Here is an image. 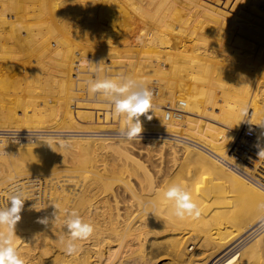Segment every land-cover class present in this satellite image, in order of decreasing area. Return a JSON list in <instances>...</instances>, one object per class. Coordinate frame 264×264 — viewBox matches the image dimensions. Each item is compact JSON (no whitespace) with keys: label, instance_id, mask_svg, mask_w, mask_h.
<instances>
[{"label":"rangeland","instance_id":"374dc122","mask_svg":"<svg viewBox=\"0 0 264 264\" xmlns=\"http://www.w3.org/2000/svg\"><path fill=\"white\" fill-rule=\"evenodd\" d=\"M134 1H135V3H134ZM175 1L178 5L175 3ZM186 1L189 2L190 0H174V1L171 0V2H170V0H156V2H157L156 5H154L152 7L150 6L151 7V9H150V7H148V5L146 4L145 0L144 1L143 0H140V1L139 0H128V1H126V0H107V2L103 3L102 5L96 6V7H99L98 12H97L96 7L93 6L94 10L93 9L91 10L92 6H90V7L87 6V8L90 9V11H91V12H89V10L86 8V3L82 2L84 4V7L81 8L82 11L76 12L75 10H72L70 13L68 12L69 14L62 12V15L58 18L52 17V19L49 21L50 26L52 25L51 27H54V28H51L52 33L51 32L47 33V31H43V33L41 34V37L39 39L41 41L38 40L39 43L41 42L39 45H33L32 42H34V41H31V39L28 37V34L25 35L24 33H22L21 26H20V20H19L20 18L17 19L18 17H20V14L15 13V12H14L15 14H13V12L11 13L12 15L10 14L11 16H13L16 19L15 20L16 22L13 23V21H12L9 25H8V23L3 24V25L0 24V35L3 36L0 40V43H2V44L6 43L8 48L13 47L15 49V50L14 49L10 50L13 52L7 51L6 53L0 54V63H1L0 71L2 72V73L0 72V76L6 78V79L5 78L2 79V81L0 79V83H2L4 81V83L0 84L1 85L0 86V122L2 123V124L0 123V125L4 126V127L2 126L3 129H8L10 131H13V130L20 131L19 134H15V135L4 134V135L0 136V140H2L4 142L3 143L4 145L7 144V146H8L9 143L12 145V146H10V144H9V147H11V148H8V149H6L7 147L5 148L4 146L0 145L1 146L0 149L4 147L0 151V156H1L0 157V170L1 169L6 170V171H8L9 169L12 170L13 166H14L15 169H17L19 171L22 170V171L26 172V170H27V172H30L32 170V167H29V164L26 163V161L24 160V157H22L23 155L21 153L20 154L22 156L19 154V152L12 149L13 146L19 147L22 143H23L22 145H24V144L35 145L38 143H42V144L48 143L45 141H48V139H49L48 137L50 136L51 138L54 139V141L52 140L53 142L51 141V143L55 142V145L53 144L52 147L51 146H48V147H50L49 149L53 148L52 151L54 150L53 151L54 153L53 152L52 153L54 155H53V157H51L52 154L50 155L51 162L49 161L50 159H47V158H46V160L44 159L42 161L44 166H45V164H48V166L46 165V167L58 168V169H61V166H62V168L65 166L64 168H66L70 171L76 170L77 172L79 171L80 173L82 171L83 173H85V175L88 174V173L86 174V171H89L90 175L89 174L88 175L91 177H93L94 173H95V176L93 178L95 180H98V181H96L97 182V189L95 191H97L96 194L98 192L100 193V195L97 194L98 195L97 197L99 199L96 197V200H102V199L105 201L110 200L113 196L111 193L114 194V192H117L116 194H114V196L112 198L113 201L115 200L114 203H113L112 199H111L112 203L110 201H107V205L111 209H109L108 207L107 208L110 210L111 213L109 214V210L104 211L105 213L107 212L106 216H105V214H102V217H100V220H102L101 218H103V217L106 218L103 220L104 223L103 222L101 223L100 220H99L100 223H97L98 228L101 227V228H99L100 231H102L104 233V237H103L102 236L103 233L100 232V234L102 236V237L100 236V239L102 238L101 239L102 243L99 244V247L101 246L100 247V251H101L102 250L101 248L103 246V250L100 252L101 254L99 253L100 260H101V262H99V264H118V262L121 261V259H124V260L129 259L133 264H179L178 260L175 261L176 260L175 255H173L174 246L172 244H174L173 239L175 238L174 237L175 234H174V231L171 230V227H174V229H175L178 225L183 224L184 222L183 221L179 222L180 221L179 219H177L176 217H174L170 214V210L167 209V207L170 208V201L168 204V201H166L164 196L161 195L162 193L160 194V196H162L164 199L159 197L156 199V201H154L155 199L153 201H151L153 205H150L151 202L149 204L148 203L144 204L146 202V198H147V196L145 195L146 194L145 189H143L145 185L141 186L142 184H145V183H143L144 177L147 179V174H148V177L151 178V180L155 183H157V182L160 183L161 181H163L165 185L163 184V182H161L162 184L160 183L161 185H163L165 187L164 188L163 186H161L163 192H165L167 187H169L173 182L181 183V184L186 183V185L191 184L190 187H192V189H191L192 191L190 190V192L192 193L193 196H194L196 190H198V188L200 189L203 186L200 189V190H202V189L206 188V185H208V187H209V185H211L208 182H206L207 177H206L205 172L209 168L207 163L205 162V165H204V162L202 163V161H200L195 154H189L190 157H188L189 155H186L187 152L184 151V147H185V149L186 148L189 149V148H193V147H191L190 145H186L185 143H182V142H178V141L174 142L173 140H170L168 138H163L164 136L165 137H167V136L174 137L173 133L180 126L179 122L186 123V125L184 127L185 128L188 127L187 117L185 116L186 112H183V111H186V108L182 109L180 107V101L183 98H184L185 104L187 106H190V103L193 105V106L192 105L191 106H192V108L194 107V109H196V110H194L196 114L197 113L202 114V115L197 114V115H200L202 118L201 117L199 118V116L195 117V116H191V115L189 116V118H191L193 120H198L199 121L198 122L199 130L201 132H206L205 133L206 135L204 133H202L205 136V137L203 136V138H205L206 140H208V138H209V133L207 131L208 127H206V125H205V124H207V126L209 125V122H207L208 118L206 116V114L208 115L209 110L207 109L208 107H206L207 104L206 103L204 104L203 102L208 101V97H209L208 95L211 92V90H209L208 88L206 89L205 83H202V82L205 80L207 75L210 76V74L203 72V74L199 73L200 74V76H199V74H194V73L196 71L202 72V71L208 70L210 68L211 64L203 63L202 65H198V66L194 67L195 69L189 71V65L190 64L189 63L187 64V62H186L188 60L186 58V55L184 54V52L175 49L176 48L175 46L177 45V43L180 45L181 48H184L182 44H184V46H187L188 45L187 42L189 44L190 43L193 44L196 41L195 38L189 34V31L187 29H185V28L182 29V27H181V25L182 26L185 25L184 27H187L186 24L188 25V23L181 24V23H178L179 21H177V23H175L176 20H179V18L185 19L186 21L188 19L192 18L191 15H193V14H192V12H190L193 10V7L191 6V1L194 2L195 0H191L189 2L190 5ZM166 2L168 3V5ZM141 3L142 4L145 3V4L142 5ZM137 4H139V6ZM123 5H126V6H123ZM35 6H37V5H35ZM117 6H119V7H117ZM127 6H129V8ZM147 7L149 8V10ZM163 7L165 9H163ZM190 7H191V9H190ZM174 8H176V9H174ZM186 8H189L188 11H186L187 10ZM118 9H120V10L122 9V10L120 11ZM170 9H171V11H170ZM86 10H88V11H86ZM164 10H167L166 11L167 13H165ZM158 11H160V12H158ZM161 11H164V12L161 13ZM168 11L170 12V14ZM73 12H74V14H73ZM145 12H147L146 15H145ZM174 12H176V13H174ZM92 13H93V15H92ZM100 14H101V16H100ZM159 14H161V15L163 14L162 17L165 16V18H166L165 19V18L160 17L161 18V24L163 23L162 25H165V23H167L166 27L168 26V28H167L168 34H164V35H166L167 39L169 40V42H170L171 46H173V48H169L166 45L164 46L162 44L160 45L159 44L160 42H158V41H156L157 43H155L156 45L159 44V45H157V46H160V47H158V49H155L156 46H155V48H153V47H151V44L149 45V42L147 40L149 37H153V41H155V39H157L159 36H163V33H164L163 30H160V31L158 30L157 33H155V30H154V27L157 25L156 23H158V21H159V16H160ZM171 14L175 18L171 17L172 16ZM174 14H176V15H174ZM178 14H180V16ZM185 14H187V15L189 14L188 16L186 15L187 18L185 16ZM75 15H76V18H75ZM166 15H167V17H166ZM156 16L158 19L156 18ZM53 19H55V20H53ZM202 19L203 18H200V20H202ZM155 20H158V21L155 23ZM162 20H164V21L166 20V21L162 22ZM52 21L53 22L55 21L54 22L55 26H53ZM170 21H171V23H170ZM50 22H52V23H50ZM103 22H105V23L103 24ZM72 23H74V24H72ZM207 23H208V21H207ZM161 24H159V26ZM151 25H153V26H151ZM171 25H176V26L174 27ZM169 26H170V28H169ZM192 26H194V25H192ZM56 27H57V29H59L58 30L59 32L56 31L57 30ZM90 27H91V29H90ZM92 27H94V28H92ZM130 27H132V28H130ZM143 27H145V28H143ZM163 27L165 28V26H163ZM171 27L176 28V30L178 28L179 32H181L183 30L184 32L182 31V34L180 33V36H182V37L178 38L175 33L170 31L172 29ZM138 28H142L143 33H136V30ZM13 30H15V33ZM77 30H79V32ZM89 30H90V32H89ZM145 30H146V33H145ZM8 34H9V36H7ZM62 35H64V36L62 37ZM16 36H18V37H16ZM12 37H14L13 40H12ZM27 37H28V39H27ZM56 39L57 40L61 39V40H60V42H58ZM218 39H221V37H219ZM53 41L56 42V45H54L53 47L49 46V45H53L55 43V42L53 43ZM66 42H67V44H66ZM79 42H81V43H79ZM122 42H124V43H122ZM129 42H130V44H134V45H130L129 47L125 46V45H128ZM209 42H211L210 45H212V41L207 40V42L206 41L204 42L205 44L203 43L204 47L205 46L208 47ZM28 43L31 46H29ZM206 43H208V44H206ZM44 44H47V45H44ZM45 46H46V48H45ZM152 46H153V42H152ZM40 48L42 51L40 50ZM155 50L161 51L162 54H165L168 56V64L166 65V68H168V69L166 71H165V69H162L163 67L159 64L160 63L159 59L155 58V54H156ZM165 50H167L168 52L166 53ZM163 51H164V53H163ZM152 52H154V54H152ZM3 57L5 60L3 59ZM18 62H20V64ZM157 63H158V65H157ZM18 66H19V68H18ZM183 67H187L188 69L186 68L187 70H185ZM1 69L5 72L4 75H3V71ZM163 71H165L166 73L169 71L168 73L170 74V75H168V77H169L168 81H170V82H168V85L170 84L169 85V87H170L169 95L171 93L170 97L166 93H164L165 94L164 95L163 92L161 91L162 90L161 85H163L162 79L165 78L163 76ZM193 74H194V76H193ZM204 74H207V75H204ZM7 75H8V77H7ZM121 75L132 77L133 79L141 82L142 86H145L152 91V100L153 101H151V109L146 114L140 116L143 131L140 133L139 138H137L138 140H128L122 134V131H124L126 129V118L125 117H120V118L115 117V115L112 113L111 105L108 102L110 97L105 96L102 92L96 93L94 95H89L88 90H87V86H88L89 81L101 80V79H104L106 77L116 78L117 76H121ZM201 76L204 77V79H202ZM2 77H0V78H2ZM196 77L197 78L199 77V80L201 78L203 81L201 80L202 81L201 83H199L200 81H198V80L195 81L196 79L193 81L192 78H196ZM222 81H224V82H221V81L218 82L219 85L216 83L217 85H215V86H218V87H216V88L214 87L215 90H214V92L212 91L214 97H215V95H217L218 97L220 96V95H218V94H220V91H221L220 89H221V87L223 88L225 86V80H222ZM195 82L197 83V85L200 84V86L198 87ZM9 84H10V86H9ZM203 85H204V87H203ZM160 87H161V90H160ZM218 88H220V89H218ZM137 90H139V89L133 88L130 91H137ZM158 90L162 92V94L159 95L160 97L158 96V92H159ZM205 90H206V92L203 93L204 94L203 98L205 100L202 98V100H204V101L201 102L200 101L201 100L200 95H201V92L202 91L204 92ZM197 91H198L199 96L196 95ZM192 92L193 93L196 92V93L193 95V94H191ZM187 94L189 96L191 94L192 97L190 96L191 97L190 98ZM121 98H123V97H121ZM157 101H158V103H157ZM198 101H200L204 106L200 102L198 103ZM211 102L212 101H210L209 103H211ZM196 103L198 105H196ZM154 104H156V105H154ZM174 106H176V108H179V109L174 108ZM204 108L207 109L206 110L207 112L204 111L205 110ZM181 110H183V111H181ZM199 111H201V112H199ZM149 116H151V119H148ZM205 116H206V118H204ZM205 119H206V122H205ZM28 130L38 131L39 133H42V132L43 133H49V135L48 134H31V135L28 134V135H26L25 133ZM186 133H187L186 135H188V136H186V137H188L187 139L193 140V138H192L193 135L191 134V136H190V134H188L189 132H186ZM45 135L47 136L48 139L46 138ZM53 135L55 138L53 137ZM67 136H69V137H67ZM143 136H145V137L147 136V138L145 139V138H143ZM151 139H153V141L151 143H149V141ZM162 140H165V142L167 141L166 144L170 143V141H173L175 145L180 144L181 146L176 145L177 146L176 150H177L178 154L171 151L167 146L161 147L162 144L160 142H162ZM119 141H121V142H119ZM61 142H62V144H61ZM86 142H87V144H86ZM122 142H124V144ZM59 143L61 146L59 145ZM96 143H98V144H96ZM120 143L123 145L126 144L125 145L126 146L125 151H126V153H128V157H130V158L126 159L125 156L123 155L125 153V151L123 149H121V150L118 149L117 146L120 145ZM72 144H73V146H71ZM129 144H131V145H129ZM136 145H137V147H136ZM113 146H116V147H113ZM54 147H57V150L60 147H61V149H59L58 152H56L57 150ZM127 149H129V150H127ZM8 150L10 152H13V155H11ZM182 150L184 151L183 152L184 154H182ZM190 150H192V149H190ZM80 151L81 152L84 151V152H82L83 154H81ZM119 151L121 153H123V154L118 153L119 155H121L120 157L116 153ZM193 151H197V152L201 153L199 150H197L195 148H193ZM1 152H2V155H1ZM50 152H51V150H50ZM15 153L16 154L18 153V155H20V156L16 155ZM56 153H59V155L61 157ZM131 153H132V155H131ZM55 154L57 155V157L55 156ZM69 154H73L74 156L73 155L71 156ZM89 154H90V157H89ZM107 154H109V155H107ZM4 155H6L7 157L10 156L11 159H9L10 157H8V159H7V157H4ZM192 155H194V156H192ZM14 156H16V158H17L16 161L14 159ZM54 156H55V158H54ZM21 157L23 159H21ZM70 157L71 158L74 157L73 160L75 159L74 160L75 162L78 161V163L79 162H80V164L82 163L81 164L82 167H79L80 164H78V163L70 162V159H71ZM75 157L76 158L78 157L79 159H76ZM58 158H59L60 162L57 161ZM62 158L64 160L63 163H61V161H63ZM117 158H119V160ZM207 158H209L213 161L212 158H210V157H207ZM5 159H6V161H5ZM18 159L20 161L21 160L22 161L24 160V161L19 162ZM66 159H68V160H66ZM7 160H9L11 164ZM52 160H53V162H52ZM54 160H56L58 163L56 161L54 162ZM128 160H129V162H128ZM44 161H47V163H45ZM66 161H67V163H66ZM169 161H170V163H169ZM5 162H8V163H5ZM3 163H5V166ZM74 163H75V166H74ZM55 164H57V165H55ZM68 164L69 165L71 164L73 166L70 165V168H68V166H69ZM91 164L93 167L90 166ZM8 165L10 166V168H8L9 167ZM53 165L56 167H54ZM86 165L89 167H87ZM190 165H191V167H190ZM22 166H24L26 168H24ZM90 167H91V169H90ZM19 168H21V169H19ZM86 168H88V169H86ZM184 168H185V170H184ZM28 169H30V170H28ZM176 169H177V171H176ZM191 169H193L192 172L189 171ZM144 170H145V172H144ZM92 171H93V173H92ZM204 174H205V176H204ZM143 175H144V177L142 178L141 176H143ZM140 177H141V180H137ZM163 177H165V178H163ZM157 178L159 179V181ZM127 179H129V180H127ZM146 179L144 182H146ZM136 180L140 183L139 184L140 186L137 184L138 182ZM166 180H168V181H166ZM202 180H204V181L206 180V181L204 182ZM125 182L127 184H124ZM168 182H169V184H167ZM198 183H200V184H198ZM124 185L125 186L127 185L128 188L125 187ZM136 185L138 188L136 187ZM104 186H106V187L104 188ZM98 187H99V189H98ZM124 187L126 190L128 189V192L130 191L129 190L130 187H132L131 191L134 189V192L136 194H139L138 196H140V198H142V199L144 198L143 201L141 199L139 200V197L136 196V194H134L136 197L134 195H132L134 192L131 193V191H130L128 193L124 189ZM195 187H198V188H195ZM140 188L142 189L141 191L143 192V194L140 191ZM194 189H195V191H194ZM208 189L209 188H207V190ZM107 190L110 192L112 191V192L108 193ZM207 190L204 189V191H207ZM209 190L212 191L211 189H209ZM230 190L228 188L229 193L226 190H225L226 192L224 191L225 194H227L226 198H224V196H225L224 193H222L223 195L221 194L222 195L221 196L220 193L216 192V195L218 193L217 196L220 195L219 198L217 197L218 199L214 197V196H216L215 191H212V192L209 191L208 195H210L211 193H213V194H211L212 196H208L209 199L207 198L208 200H206L205 203H206L207 208L209 206L210 209L209 208L208 209H209L210 213L207 212L206 214H203V215L201 214V216L199 218H195V222L196 221L197 222L196 223L194 222V223L200 225L201 227H205V228L207 226H210V229H212L214 226H216L214 224L218 220V218L214 217L215 216L214 214H216L215 211L218 210V213H220L222 211L221 215H223V216H218V217H219V220L222 217H224V218L221 219V221H219L218 223L219 224L221 223L223 227L225 226L224 228L222 227L223 230L221 231L223 233V235H225V236L227 234L229 235V232L233 231L234 225L238 224V221L240 220L239 217L242 218L244 216L245 213L243 211L248 210L247 208L244 209L245 207H248L247 205L245 206V203H244L245 200L244 199L241 201L237 200L238 198L242 199L240 197L241 194L238 193L240 196H238V198H237L236 193L234 192L235 194H233V192H230ZM199 193H201V194L199 195ZM105 194H107V195H105ZM117 194H118V199H116ZM163 195H164V193H163ZM195 195H197V198H198L202 195V192L199 191ZM104 196H106V198ZM221 197H223L225 199V201L223 200V198L221 199ZM107 198H109V199H107ZM132 198H135V199H132ZM150 198L152 199L153 197H150ZM232 198L234 199V201ZM214 199H216V202ZM136 200H137V202H136ZM229 200H230V202H229ZM116 201H117V203H116ZM242 201H244L243 202L244 206H243ZM154 202H156V204ZM220 202H222V204H224V205L220 204ZM226 202H229V203L234 202V203L227 205ZM239 202L242 203V205ZM162 204H164V205H162ZM105 205H106V203H105ZM111 205H114V206H111ZM137 205H141V206L138 207ZM146 205H148V206H146ZM166 205H167V207H166ZM152 206H154V207H152ZM159 206L161 207V209H160V210H162L161 212L166 214V215H164L162 213L163 214L162 217H164V219H167V220L169 218H170V220H174V221H172V223L163 224V226H161L162 224L161 225H157V224L151 225L147 222L146 219L148 218V215L150 213L151 214L149 216H151V215L153 216V214L154 215L157 214L158 211L156 209L157 208L159 209L160 208ZM222 206H224V207H222ZM100 207H102V206L100 205ZM113 207H114V209H113ZM241 207H243V208H241ZM107 208H105V210ZM212 208L215 210H213L211 212ZM164 209L167 210V212ZM111 210H114L113 212H115V213H112ZM232 210H233V212H232ZM125 211H127V212H125ZM136 211H137V213H136ZM213 212H214V214H213ZM114 214L116 216L115 218L113 217ZM139 214H141V215H139ZM209 214H213L214 216L213 215L212 216L214 218H210L211 215H209ZM134 215L136 218H134ZM109 217H112V219H109ZM141 218H142V220H141ZM215 219H217V220H215ZM232 219H235L234 221L235 222L237 221V222L236 223L233 222ZM105 220H107V221L105 222ZM122 220H123V222H122ZM125 220H127V221H125ZM205 220H207V221H205ZM214 220H215V222H213ZM222 220L224 223L222 222ZM231 220H232V222H231ZM109 221H111V222H109ZM129 221H131V222H129ZM140 222H141V224H140ZM174 222H176V223H174ZM125 223H126V225H125ZM218 223L216 222L217 225H218ZM232 223L234 225H232ZM98 224L99 225L105 224L106 227L104 225V229H103L102 228L103 225L99 226ZM108 224H113V225H108ZM137 224H139L140 226ZM144 224H145V226H144ZM171 224H173V226ZM186 224H190V225L192 224L191 218L189 219V222ZM107 226L108 227L110 226L109 227L110 229ZM140 227L142 228L141 230L143 232L139 229ZM136 228H137V230H136ZM162 228H165L166 230L170 229L169 233L164 232L165 234H167V236L164 233H163L164 237L162 234H160L162 231ZM207 228H209V227H207ZM138 229L141 231V233L138 232ZM147 229L151 230V231H149V236L144 233V232H146V233L148 232ZM153 229H154V231H152ZM158 229H161V231L157 232ZM165 229H163V230H165ZM109 230H111V232ZM125 230H127V231H125ZM225 230H226V233L224 234ZM107 231L110 232L111 236H109V232L107 233ZM112 231H114L113 233H115V235L114 234L112 235ZM106 233H107L108 237H106L107 236ZM157 233H159V234H157ZM257 233H259V234H255L256 236L254 235L255 237L253 236V238L249 240L248 245L246 244V247L249 245H252V243H254L257 239L258 240L260 239V241L258 242L259 244L257 243L259 247L256 245L257 251H258L257 254L260 256L262 255V258H263L262 260L264 263V251H263L264 250V228L261 229ZM152 234H154V235H152ZM138 235L139 236L141 235V237L142 236L143 237L141 238ZM156 235H159V236L157 237ZM144 236H146V238ZM168 236H169V238H168ZM105 237H106V240L108 239L109 241H104ZM109 237H110V239H109ZM261 237H262V239H261ZM103 238H104V240H103ZM136 238L140 241L139 243H138ZM110 241H112V242H110ZM261 242H263V243L261 244ZM103 243L107 247H109L110 250L113 252L109 253L108 248H106ZM108 243L110 245H107ZM170 248H172V249H170ZM185 251L188 255H193L196 252V243L195 242L186 243L185 244ZM261 252H262V254H261ZM86 256L84 257L85 259L88 256L92 257L91 254H89L87 257ZM173 256L175 258H173ZM32 257L33 256H31V257L29 256V258L28 257L25 258L28 260V261L26 260L27 263L30 264L29 260L31 261V259H32L31 264H40V263L43 264L44 261H45L44 264H46V261H47L46 258H48V257L44 256L45 260H40V259L36 258L35 256H34V258H32ZM82 259L80 258V260H82ZM118 259H119V261H118ZM120 264H124V262H121Z\"/></svg>","mask_w":264,"mask_h":264},{"label":"bare ground","instance_id":"6f19581e","mask_svg":"<svg viewBox=\"0 0 264 264\" xmlns=\"http://www.w3.org/2000/svg\"><path fill=\"white\" fill-rule=\"evenodd\" d=\"M126 1H128V0H126ZM172 1H174V0H172ZM82 2L86 3V8H87V6L88 7L92 6L91 10L92 9L94 10V7L102 5L103 3L107 2V0H0V24L3 25V24L8 23V25H9L12 21L14 23V22H16L15 21L16 19L13 16H11L12 15L11 13L13 12V14H15V13L20 14V17H18L17 19L20 18L19 20H20V26H21L22 33H24L25 35L28 34V37L31 39V41H34V42H32L33 45H39L41 42L39 43L38 40L40 39L43 31H47V33H50L51 28H54V27H51L52 25L50 26V24H49V21L52 19V17L58 18L62 15V12H65L67 14L68 12L70 13L72 10H75L76 12L82 11L81 8L84 7V4ZM145 2L148 5V7H150V6L152 7V6L156 5V3H157L156 0H145ZM170 2H171V0H170ZM189 2H187V3H189ZM194 2L191 1V6L193 7V10L190 12H192L193 15H191V14L190 15L192 18L188 19L187 21L185 19L179 18V20H176L175 23H177V21H179L178 23H181V24L188 23V25L186 24L187 27H184L185 25L184 26L181 25V27H182V29L185 28L189 31V34L195 38L196 43L194 42L193 44L192 43L189 44L186 41L189 46L188 45L184 46V44H182L184 48H181L180 45L177 43V45L175 46L176 47L175 49L184 52V54L186 55V58L188 59L186 62H187V64L188 63L190 64L189 65V71L195 69L194 67H196L198 65H202L203 63L211 64V66L208 70L202 71V72L196 71L194 73V74H199V73L203 74V72H204V73L210 74V76H208L207 74H204V75H207V77L205 78L204 81L202 80V79H204V77H202L203 75L201 76L202 79L200 78V80H199V77L198 78L197 77L192 78L193 81L195 79H196L195 81H197V80L200 81L199 83H201L203 81L202 83H205L206 89L208 88L209 90H211V92L208 95L209 97H208L207 102H203L205 100L203 98V95H204L203 93H205L206 90L204 92L202 91L201 95H200L201 96L200 101L203 102L204 104L206 103L207 104L206 107H208L207 109L209 110L208 115L206 114V116L208 118L207 122H209V125L207 126V124H205L206 127H208L207 131L209 133V138H208V140L203 138L204 135L202 133L205 134L206 132H201L199 130V127H198L199 121L189 118L190 115L195 116V117L199 116V118L201 117L200 115H197V114H201V113H197V114L195 113L194 110H196V109H194V107L192 108L193 105L191 103H190V106H187V107H181L180 106L182 109L186 108V111H183V110H181V111L186 112L185 116L187 117L188 127H186V128L184 127L186 125V123L179 122L180 126L173 133L174 137H172V136L165 137L164 136L163 138H168L170 140H173L174 142L175 141L182 142V143H185L186 145H190L191 147L199 150L201 153H199L197 151H193V148H189V149L186 148L185 149V147H184V151L187 152L186 155L195 154L198 157V159L200 161H202V163L204 162V165L206 162L208 167H209L208 169L206 168L207 170L205 173H206L207 181L206 180L205 181L211 185H209V187H208V185H206V188H204V189L207 190V188H209L212 191H215V195H216V192L220 193V195L222 193H224V195H225L224 198H226L227 194H225V192L226 191L228 192V188H229V190L230 189L232 190V191L230 190V192H233V194L236 193L237 198H238V196H240L239 194H241L240 197L242 199L238 198L237 200L241 201L244 199L245 202L242 201V203L244 202L245 206L246 205L248 206V207H245L244 209L247 208L248 210H245V211L242 210L245 213V214L243 213L244 216L242 218L239 217L240 220L237 218L239 220L237 225L236 224L234 225L232 223V225H234V227L232 226L234 229L232 232L231 231L229 232V235L227 234L228 236L223 235V233L221 232L225 226L223 227L221 223L220 224L218 223L219 221H221V219L224 218V217H222L219 220V217H218V216H223V215H221L222 211L220 213H218V210H217V211H215L216 214H214V212H213V214L215 216L213 214H209L211 216L213 215L214 217L218 218V220L215 219V220H217L216 222L218 223V225L216 224V222L214 220L213 222H215L214 225H216V226H214L212 229H210V226H207L209 228H207V227L205 228V227H201L198 224H195L197 222V221L195 222V218H191V220H192L191 225L186 224L189 222L190 218L180 220L179 222L183 221L184 223L178 225L175 229H174V227H171V230H173L174 234H175L174 235L175 238L173 239L174 244H172L174 246L173 255H175V257H176L175 261L178 260L179 264H258V263L264 264L263 260H262L263 259L262 255L260 256L257 254L258 253L257 246L259 244L258 242L260 241V239L259 240L257 239L255 242L253 241L254 243H252V245H249L246 247V244L248 245L249 240L252 239L255 234H259L257 232H259L261 229L264 228V157L258 156V152L260 150V147H264V137L261 136V133L264 132V128H262L260 125V124H264V0H195ZM134 3H135V1H134ZM168 3H167V5H168ZM175 3H176V1H175ZM143 4H145V3H143ZM35 5H37V6H35ZM137 5L139 6V4H137ZM189 5H190V3H189ZM123 6H126V5H123ZM117 7H119V6H117ZM127 7L129 8V6H127ZM151 7H150V9H151ZM96 8H97V12H98L99 7H96ZM163 9H165V8L163 7ZM171 9H170V11H171ZM174 9H176V8H174ZM186 9H187L186 11H188L189 8H186ZM190 9H191V7H190ZM88 10H89V12H91L90 9H88ZM88 10H86V11H88ZM118 10H120V9H118ZM148 10H149V8H148ZM167 10H164L165 13H167L166 12ZM164 11H161V13H163ZM158 12H160V11H158ZM174 13H176V12H174ZM73 14H74V12H73ZM146 14H147V12H145V15ZM169 14H170V12H169ZM92 15H93V13H92ZM159 15H160L159 16L160 22L158 20H155V23L158 21V23L161 24V18L160 17H162L163 14L162 15L159 14ZM167 15H166V17H167ZM174 15H176V14H174ZM178 15L180 16V14H178ZM186 15L187 14H185V16ZM100 16H101V14H100ZM157 16H156V18H157ZM187 16H186V18H187ZM171 17H174V16L172 15ZM75 18H76V15H75ZM162 18H165V16H163ZM200 18H203V19L200 20ZM53 20H55V19H53ZM163 21L164 20H162V22ZM207 21H208V23H207ZM52 22H50V23H52ZM54 22H53V26H55ZM104 23L105 22H103V24ZM158 23H156L157 25L154 27L155 33H157L158 30L159 31L163 30L164 31L163 36H159L157 39H155V41H153V37H149L147 39L149 42V45L151 44V47H153V48H155V46H156L155 49H158V47H160V46H157L159 44L160 45L162 44L164 46L166 45L169 48H173V46H171L169 40L167 39L166 35H164V34H168V32H167L168 26L166 27L167 23H165V25H162L163 24L162 23L160 26ZM170 23H171V21H170ZM72 24H74V23H72ZM192 25H194V26H192ZM151 26H153V25H151ZM163 26H165V28ZM171 26L175 27L176 25H171ZM92 28H94V27H92ZM130 28H132V27H130ZM143 28H145V27H143ZM169 28H170V26H169ZM171 28L172 29L171 30L169 29V30L172 31L173 33H175L178 38L182 37V36H180V33L182 34L183 30L182 31L180 30L181 32H179L178 28H177V30H176V28H173V27H171ZM56 29H57V27H56ZM90 29H91V27H90ZM58 30L59 29H57L56 31H58ZM146 30H145V33H146ZM13 31L15 33V30H13ZM77 31L79 32V30H77ZM89 32H90V30H89ZM136 33H143V29L138 28L136 30ZM7 36H9V34ZM63 36L64 35H62V37ZM2 37L3 36L0 35V40ZM14 37H12V40ZM16 37H18V36H16ZM28 37H27V39H28ZM219 37H221V39H218ZM206 39L209 41H212V45H210L211 42H209V46L204 47L203 43L205 41L207 42ZM60 40H57V41L60 42ZM39 41H41V40H39ZM156 41H158L160 43L156 45L155 44V43H157ZM54 42L55 41H53V43ZM152 42H153V46H152ZM79 43H81V42H79ZM122 43H124V42H122ZM5 44L0 43V54L6 53L7 51L14 49L13 47L8 48L7 44L6 45ZM66 44H67V42H66ZM206 44H208V43H206ZM44 45H47V44H44ZM54 45H56V42L53 45H49V46L53 47ZM130 45H134V44H130V42H129V44L125 45V46L129 47ZM29 46H31V45L29 44ZM45 48H46V46H45ZM40 50H41V48H40ZM165 51H166V53L168 52L167 50H165ZM10 52H13V51H10ZM155 53H156L155 58L159 59V62H160L159 64L163 67L162 69H165V71H166L168 69V68H166V65L168 64V56L165 54H162L161 51L155 50ZM163 53H164V51H163ZM152 54H154V52H152ZM3 59H4V57H3ZM18 63L20 64V62H18ZM0 65H1V63H0ZM157 65H158V63H157ZM18 68H19V66H18ZM183 68L185 70L188 69L187 67H183ZM165 71H163V76L165 78L162 79L163 85H161L162 90H161V87H160V90L163 92V94L166 93L170 97V95H171V93L169 95V92H170L169 85L170 84L168 85V82H170V81H168V79H169L168 75H170V74L168 73L169 71L167 73ZM4 73L5 72L3 71V75H4ZM194 74H193V76H194ZM199 76H200V74H199ZM0 77H2V76H0ZM7 77H8V75H7ZM4 78L5 77L0 78L1 81ZM222 80H225V86L223 88L221 87V89L218 88L221 90L220 94H218L220 96L218 97L217 95H215V97H214L213 92H214L215 88L218 87L215 85H217L219 81L224 82ZM2 83H4V81ZM2 83H0V84H2ZM196 85H197V83H196ZM9 86H10V84H9ZM197 86L199 87L200 84ZM203 87H204V85H203ZM161 91L158 92V96L160 94H162ZM193 92L191 94L194 95L196 92L195 93H193ZM191 94H190V96H191ZM196 95H198V91H197ZM202 98L204 100H202ZM209 100L212 102L209 103L210 102ZM151 101H153V100H151ZM181 101H183L185 103L184 98ZM181 101H180V104H181ZM200 101H198V103ZM157 103H158V101H157ZM156 104H154V105H156ZM196 105H198V104L196 103ZM241 107H246L248 109L247 115L244 117H242L240 115ZM174 108H176V106H174ZM176 109H179V108H176ZM207 109H205L204 111H206ZM199 112H201V111H199ZM206 116L204 118H206ZM205 122H206V119H205ZM2 126L0 125V136L4 135V134L15 135V134L20 133V131H15V130L10 131L8 129H3ZM186 132H189L188 134H190V136H191V134L193 135V137H192L193 140L187 139L188 137H186V136H188V135H186L187 134ZM25 134L26 135H28V134H30V135L31 134H48L49 135V133H43V132L39 133L38 131H31V130H28ZM53 137H54V135H53ZM67 137H69V136H67ZM46 138H47V136H46ZM48 138H47L48 141H45L48 143H43V144L38 143L35 145H31V144L22 145L23 144L22 143L19 147L13 146L12 149L19 152V154L21 153L23 156L21 154L20 155L22 157H24V160L26 161V163L29 164V167H32V170L30 172H27V170H26V172H24L22 170L19 171V170L15 169L14 166H13V169L11 168L12 170H10V169L8 171L2 170V169H1L2 171L0 170V207H4L8 203H10V202H8V199H9L10 194L14 191H22L24 198H26L24 201L22 212L20 213L21 219H20V221L17 222V224L15 226V235L17 237L15 244H16L17 250L21 254V256H23L24 258H27V257L29 258V256L30 257L33 256L32 258H34V256H35L36 258H38L40 260H45L44 256H46V257H48V258H46V260H47L46 264H99V262H101L99 253L103 250V246L101 248L102 249L101 251H100L101 246L99 247V244L102 243V241H101L102 238L100 239V236H101L100 232L101 233H103V232L100 231L99 228H101V227L98 228L97 223H100V222L102 223L103 220L106 219L103 217V218H101L102 220H100V217H102V214H105V216H106L107 212L105 213L104 211L111 209L107 205V201L111 202V199L113 198L114 194H116L117 192H114V194H113V193H111L112 191L110 192L107 190L108 193L110 192L113 195L110 200H106V201L103 199L102 200H96V197L98 195H100V193L98 192L97 193L98 195H97L96 194L97 191H95L97 189V182L96 181H98V180H95L93 178L95 176V173H94V176L91 177V176H89L90 175L89 171H86V174L88 173L89 175L88 174L85 175V173H83L81 170H80L81 173L79 171L77 172L76 170L70 171V170L64 168L65 166L63 168L61 166V169L46 167V165L48 166V164H45V166H44L42 161L44 159L46 160V158L50 159L54 155L53 154L54 150L52 151L53 148L49 149L50 147H48V146L52 147L53 144L55 145V142L51 143V141L52 140L54 141V139L51 138L50 136ZM143 138L146 139L147 136L146 137L143 136ZM134 140H138V139H134ZM121 141H119V142H121ZM152 141H153V139H151L149 141V143H151ZM173 141H170V143L166 144L167 141L165 142V140H162V142H160L162 144L161 147L167 146L171 151L178 154L177 150H176V147H177L176 145H180V144L175 145ZM3 143L4 142L2 140H0L1 146H4L5 148L7 147L6 149L11 148V147H9L10 143L8 144V146H7V144L4 145ZM122 143L124 144V142H122ZM61 144H62V142H61ZM86 144H87V142H86ZM96 144H98V143H96ZM123 144H121V143H120V145L117 144L118 145L117 147H118V149H120V150L123 149L125 151V147H126L125 145L126 144L125 145H123ZM131 144H129V145H131ZM59 145H60V143H59ZM257 145H260V147H257ZM10 146H12V145L10 144ZM71 146H73V144ZM57 147H54V148L57 150ZM113 147H116V146H113ZM136 147H137V145H136ZM3 148H1V149H3ZM1 149H0V151H1ZM59 149H61V147ZM190 149H192V150H190ZM50 150H51V152H50ZM58 150L56 152H58ZM127 150H129V149H127ZM184 151L182 150V154H184L183 153ZM82 152H84V151H82ZM82 152H81V154H83ZM116 153L118 154L121 152L119 151ZM132 153H131V155H132ZM10 154L13 155V152H10ZM51 154H52V156L50 157ZM56 154L59 155V153H56ZM56 154H55V156L57 157ZM121 154H123V153H121ZM1 155H2V152H1ZM16 155H18V153ZM20 155H18V156H20ZM69 155L72 156L73 154H69ZM107 155H109V154H107ZM123 155L125 156L126 159L130 158V157H128V153H126V151ZM55 156H54V158H55ZM120 156L121 155H119V157ZM192 156H194V155H192ZM4 157H7V156L4 155ZM8 157H10V156H8ZM8 157H7V159H8ZM22 157H21V159H23ZM78 157L77 158L75 157V158L79 159ZM89 157H90V154H89ZM188 157H190V155ZM207 157L212 158L213 161ZM73 158L70 159V162H75L74 161L75 159L73 160ZM9 159H11V157ZM14 159L16 161V159H17L16 156H14ZM117 159L119 160V158H117ZM62 160H63V158H62ZM66 160H68V159H66ZM5 161H6V159H5ZM7 161H9V160H7ZM18 161L23 162L22 160L20 161L19 159H18ZM49 161L51 162V159ZM55 161L56 160H54V162ZM57 161H59V158ZM170 161H169V163H170ZM44 162L47 163V161H44ZM52 162H53V160H52ZM63 162H64V160L61 161V163H63ZM128 162H129V160H128ZM5 163H8V162H5ZM5 163H3L4 166H5ZM9 163H10V161H9ZM66 163H67V161H66ZM75 163H78V161ZM75 163H74V166H75ZM78 164H80V162ZM81 164L79 167H82ZM55 165H57V164H55ZM70 165L68 166V168H70ZM71 166H73V165H71ZM90 166H92V164ZM22 167H24V166H22ZM54 167H56V166H54ZM87 167H89V166H87ZM190 167H191V165H190ZM8 168H10V166ZM21 168H19V169H21ZM24 168H26V167H24ZM185 168H184V170H185ZM86 169H88V168H86ZM90 169H91V167H90ZM28 170H30V169H28ZM192 170L193 169H191L189 171L192 172ZM176 171H177V169H176ZM144 172H145V170H144ZM92 173H93V171H92ZM144 175L141 177L143 178ZM204 176H205V174H204ZM141 177L137 180H141ZM163 178H165V177H163ZM145 179L146 178L144 177V181H145ZM127 180H129V179H127ZM144 181H143V183H145V184L141 185V186H143V185L146 186V187L144 186V188H143V189H145V192H146L145 195L147 196V198L145 197L146 202L145 203L143 202L144 204H146V203L149 204L154 199H155L154 201H156V199L159 197L163 198L162 196H164L163 195L164 192L162 191V187H161V186H163V185H161L162 184L161 182H163V181L160 182L161 184L157 181H156L157 183H155L151 180V178L148 177V174H147L146 182H144ZM158 181H159V179H158ZM166 181H168V180H166ZM202 181H204V180H202ZM124 184H127V183L125 182ZM137 184L139 185L140 183L138 182ZM163 184H164V182H163ZM167 184H169V182ZM198 184H200V183H198ZM183 185H185L189 191L192 189V187H190L191 184L190 185L187 184L188 185L187 186L185 183ZM105 187L106 186H104V188ZM125 187H127V185ZM125 187H124V189H125ZM136 187H137V185H136ZM141 188H140V191L142 190ZM195 188H198V187H195ZM98 189H99V187H98ZM131 189H132V187H130L129 190L131 191ZM200 189L198 188V190H196V192H195V194L198 193L199 191L202 192V195L198 198H197L198 194L197 195L194 194V196H193L192 193L191 192L190 193L192 195V199L199 205L201 214L203 215V214H206L207 212L210 213L209 212L210 208H209V206H208L209 209L207 208L205 201L208 200L209 199L208 196H212L211 194H213V193L208 195L209 191H210L209 189H208L209 191L207 190L208 192L204 191V189H202V190H200ZM126 191L128 192V189ZM194 191H195V189H194ZM212 191H210V192H212ZM132 192H134V189L131 191V193ZM218 193H217V195H218ZM107 194H105V195H107ZM134 194H136V193L134 192L132 195H134ZM142 194H143V192H142ZM160 194L162 196H160ZM200 194L201 193H199V195ZM138 195L139 194H136V196H138ZM217 195L214 197L219 198L220 195L219 196H217ZM116 196H117L116 199H118V194ZM104 197L106 198V196H104ZM138 197H139V200L141 199L143 201L144 198L142 199V198H140V196H138ZM150 197H153V198L151 199ZM109 198H107V199H109ZM222 198L223 197H221V199ZM224 198H223V200L225 201ZM132 199H135V198H132ZM214 200L216 202V199H214ZM112 201H113V199H112ZM114 201H113V203H114ZM233 201H234V199H233ZM136 202H137V200H136ZM229 202H230V200H229ZM229 202H226L227 205L234 203V202H231V203H229ZM105 203H106V205H105ZM116 203H117V201H116ZM154 203L156 204V202H154ZM171 203H173V202H170V205H171ZM242 203H240V204L242 205ZM244 203H243V206H244ZM168 204H169V201H168ZM220 204H222V202H220ZM55 205H58L59 208L55 207ZM100 205L102 207H100ZM141 205H137V206L139 207ZM150 205H153L152 202ZM162 205H164V204H162ZM167 205H166V207H167ZM222 205H224V204H222ZM111 206H114V205H111ZM146 206H148V205H146ZM152 207H154V206H152ZM222 207H224V206H222ZM105 208H107V209L105 210ZM213 208L211 209V212L213 210H215ZM241 208H243V207H241ZM113 209H114V207H113ZM160 209H161V207L159 209L157 208L156 210L158 211V213L155 215L153 214V216L152 215L149 216L151 213L149 215L147 214L148 218L146 220L149 224H151V225H154V224L155 225L156 224L161 225L162 224L161 226H163V224H170V223H172V221H174V220H170V218L168 220L164 219V217H162L164 213L161 212L162 210H160ZM167 209L170 210V208H168V207H167ZM72 210H76L86 222L91 223L94 226L95 231H94V233L90 239L78 242L79 251L76 254L67 255L63 249V246L59 243L58 238L62 234L67 238L68 233H67L65 226L63 224V220L65 219L67 214ZM233 210H232V212H233ZM111 211H112V213H115V212H113L114 210H111ZM165 211L167 212V210H165ZM125 212H127V211H125ZM110 213L111 212L109 210V214ZM136 213H137V211H136ZM139 215H141V214H139ZM164 215H166V214H164ZM211 216H210V218H214L213 216L212 217ZM44 217H47L49 219V223L47 225H44V224H41L38 222V220L40 218H44ZM113 217L114 218L116 217L115 214ZM134 218H136L135 215H134ZM109 219H112V217H109ZM99 220H100V222H99ZM141 220H142V218H141ZM232 220H233V222H235L234 221L235 219H232ZM232 220H231V222H232ZM106 221L107 220H105V222ZM125 221H127V220H125ZM205 221H207V220H205ZM109 222H111V221H109ZM122 222H123V220H122ZM129 222H131V221H129ZM222 222H223V220H222ZM174 223H176V222H174ZM105 224H101V225H103V227H102L103 229H104ZM140 224H141V222H140ZM101 225H99V226H101ZM108 225H113V224H108ZM125 225H126V223H125ZM137 225H139V224H137ZM171 225L173 226V224H171ZM144 226H145V224H144ZM105 227H106V225H105ZM139 229L141 230L142 228L140 227ZM139 229H138V232L141 233L142 230L140 231ZM163 229H165V228H162V231H161V229H158L157 232L161 231L160 234L163 235L164 232L169 233V231H170V229H168V230H166V229L163 230ZM136 230H137V228H136ZM109 231L111 232V230H109ZM109 231H107V233ZM125 231H127V230H125ZM149 231H151V230H148L147 233L146 232H144V233L149 236ZM152 231H154V229ZM110 232H109V236H111ZM113 232L114 231H112V235L113 234L115 235V233H113ZM107 233H106V235H107ZM225 233H226V230L224 231V234ZM157 234H159V233H157ZM152 235H154V234H152ZM165 235L167 236V234H165ZM102 236L104 237V233ZM156 236L158 237L159 235H156ZM106 237H108V235ZM106 237H105V240H104V238H103V240L109 241L108 239L106 240ZM139 237H141V235ZM144 237L146 238V236H144ZM163 237H164V235H163ZM168 238H169V236H168ZM109 239H110V237H109ZM261 239H262V237H261ZM137 241H138V243L140 242L138 239H137ZM110 242H112V241H110ZM188 242H195L196 243V252L193 255H188L185 251V244ZM262 243L263 242H261V244ZM107 245H110V244L108 243ZM105 247L108 248L109 253L113 252L106 245H105ZM170 249H172V248H170ZM89 254L92 255V257L90 256L91 258L88 256ZM261 254H262V252H261ZM85 256L88 259L87 258L85 259L84 258ZM175 257L173 256V258H175ZM80 258L81 259L83 258V259L80 260ZM128 260L129 259H126V260L121 259V261H119V259H118V261H119L118 264H120L121 262H124V264H133L130 260L129 261ZM29 262L31 264L32 259H31V261L29 260ZM44 263H45V261H44ZM27 264H29V263H27Z\"/></svg>","mask_w":264,"mask_h":264},{"label":"clouds","instance_id":"9594fccd","mask_svg":"<svg viewBox=\"0 0 264 264\" xmlns=\"http://www.w3.org/2000/svg\"><path fill=\"white\" fill-rule=\"evenodd\" d=\"M133 88L139 90L130 91ZM87 90L89 95L102 92L105 96L110 97L108 102L115 117L126 118V129L122 131V134L128 140L139 138L143 131L140 116L151 109L152 91L150 89L142 86L141 82L130 76L121 75L116 78L106 77L101 80L89 81ZM180 106L187 107L183 101H181ZM247 112L246 107H241L240 115L242 117L246 116ZM148 119H151V116ZM260 125L264 128V124ZM261 136L264 137V132L261 133ZM258 156L264 157V147H260ZM164 198L173 202L170 205V214L179 220L199 218L201 215L199 205L192 199V195L186 186L181 183L173 182L167 187ZM25 199L22 191H14L9 196L8 202L10 203L0 207V264H27L26 259L18 252L15 244L17 238L15 226L21 219L20 213ZM55 207L59 208L58 205ZM38 222L47 225L49 219L47 217L40 218ZM63 224L68 236L66 238L62 234L58 241L67 255H74L79 251L78 242L92 237L95 231L94 226L86 222L76 210L67 214Z\"/></svg>","mask_w":264,"mask_h":264}]
</instances>
